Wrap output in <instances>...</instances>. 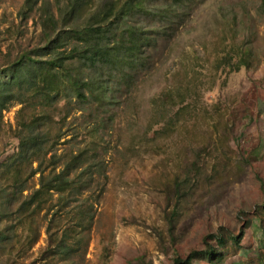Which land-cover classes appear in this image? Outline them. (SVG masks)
<instances>
[{"label":"rangeland","instance_id":"rangeland-1","mask_svg":"<svg viewBox=\"0 0 264 264\" xmlns=\"http://www.w3.org/2000/svg\"><path fill=\"white\" fill-rule=\"evenodd\" d=\"M105 1L112 0H93ZM24 2L0 0V69L41 43L42 2L27 18L20 13ZM128 20L151 36L141 64L127 78L113 73L121 89L90 111L91 121L79 117L73 98L59 144L62 152L96 138L102 168L83 194L87 205L94 203L92 224L68 258L47 255L45 227L54 210L44 209L31 220L38 238L29 242L20 225L21 242L6 245L0 264H172L220 227L244 229L241 246L230 244L220 262L191 264H264L261 0H148ZM240 47L249 49V60L236 69L238 55L230 49ZM20 106L13 102L2 111L0 161L18 148L9 125L15 128ZM38 181L39 173L29 177L24 193ZM75 199L54 223H75L73 208L81 203ZM12 217H0V227L14 225Z\"/></svg>","mask_w":264,"mask_h":264},{"label":"trees","instance_id":"trees-1","mask_svg":"<svg viewBox=\"0 0 264 264\" xmlns=\"http://www.w3.org/2000/svg\"><path fill=\"white\" fill-rule=\"evenodd\" d=\"M38 1L25 0L21 15L27 18ZM41 2V43L0 69V131L7 125L3 109L13 102L21 104L16 111L15 128L9 125L18 139V148L0 161V217L2 220L13 215L15 221L14 225L0 227V256L6 245L11 244L12 248L21 242L20 225L29 242L38 238L39 229L31 220L46 209L54 211L45 227L44 251L66 259L93 222L94 203L87 205L83 194L97 166L102 168L96 162L100 156L96 138H89L77 148L58 151L66 133V119L73 112L72 100L81 107L79 117L91 121L90 111L109 103L114 92L121 89V82L114 80L113 73L119 71L127 78L141 64L151 36L131 23L128 16L146 10L148 0H112L99 5L93 0H56L54 5L49 0ZM261 5L264 11V0ZM230 53L238 55L236 69L249 60L248 48L230 49ZM163 95L169 97L171 90ZM62 100L64 104L60 105ZM185 101L182 97L179 102L187 104ZM25 169L28 171L22 175ZM36 173L38 186L24 193L26 180ZM72 197L81 201L73 208L75 223H54ZM170 223L173 227L172 217ZM243 236L244 229L236 234L220 227L204 236L202 248H193L186 255L176 254L172 264H191L198 258L220 262L230 244L241 246Z\"/></svg>","mask_w":264,"mask_h":264}]
</instances>
